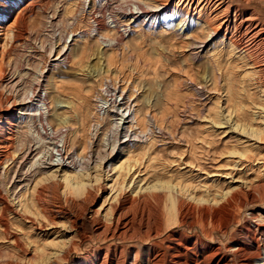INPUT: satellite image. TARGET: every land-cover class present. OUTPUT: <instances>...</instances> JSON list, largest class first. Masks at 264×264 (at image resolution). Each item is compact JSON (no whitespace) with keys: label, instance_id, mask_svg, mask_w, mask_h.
Segmentation results:
<instances>
[{"label":"rangeland","instance_id":"1","mask_svg":"<svg viewBox=\"0 0 264 264\" xmlns=\"http://www.w3.org/2000/svg\"><path fill=\"white\" fill-rule=\"evenodd\" d=\"M134 2L29 0L24 5L23 35L20 40L6 41L3 92L16 108L11 117L14 126L16 119L28 121L29 113L36 115L30 122L28 142L21 148L19 141L26 126L22 123L13 129L9 159L0 165V264H27L51 243L56 246H48L46 254L53 261L58 247L75 236L74 228L90 236L86 220L93 211L103 219L118 195L144 194L157 179L189 186L199 198L231 190L237 199L224 203L227 208L219 220L232 218L231 231L237 236L245 234L244 225L264 227L260 216L264 210V66L255 68L238 51L230 53L226 41L208 34V27L186 16L152 24L143 18L135 20L128 13ZM64 16L70 25L60 28L59 19ZM163 25L170 28L166 33L161 31ZM63 45L68 47L66 51H62ZM214 61L222 67L217 79H213ZM106 85L122 90L125 98L129 95L127 104L146 116L149 132L145 137L127 141L123 132L113 139L107 127L94 130V124L101 122L97 98H113L111 93H103ZM29 87L33 96L24 99ZM150 117L157 118L159 129L150 126ZM41 127L46 133L52 129L57 137L44 134ZM35 132L43 134L50 149L64 136L66 167L49 162L46 147L37 143ZM115 140H126L121 145L125 152L114 171H108V164L116 154L101 163L95 183L97 152L110 154ZM75 155L82 157L80 162ZM63 170L84 174L94 197L91 209L84 197L64 195L59 189ZM51 173L53 182H43L33 190L35 182ZM53 184L56 190L46 189ZM173 194L180 196L176 189ZM22 197L28 199L29 212L18 204ZM56 207L64 213L52 211ZM123 213L148 214L146 208L135 207ZM179 228L175 224L167 231L184 233L185 238L200 233L194 230L191 235ZM261 234L264 236V231ZM223 238L220 231L210 241L233 245ZM92 248L83 243L69 263H57L78 264Z\"/></svg>","mask_w":264,"mask_h":264},{"label":"bare ground","instance_id":"2","mask_svg":"<svg viewBox=\"0 0 264 264\" xmlns=\"http://www.w3.org/2000/svg\"><path fill=\"white\" fill-rule=\"evenodd\" d=\"M28 1L0 0V165L4 160L9 159L7 155L12 148L13 138L11 139V135L13 129H17L22 123L26 126L27 130L24 131L19 141L21 148L22 145L28 142L29 131L31 133L30 122L32 117L36 115L26 113L29 116L28 121L18 118L16 119L15 127L11 118L16 110L15 105L10 103V98L4 95L3 92V82L6 75L4 68L6 41L20 40L21 34L23 35L20 32L25 30L26 22L22 12L27 9V6L24 7V5ZM140 2L141 0H136V2L132 3L133 8L128 9L129 15L135 20L143 18V20L146 19L152 24L155 21H159V19L165 20V18H168L172 20L170 18L178 15L186 16L208 27V34L211 32L213 36H219L222 41H226L230 53L236 50L243 56L242 59H245L255 68H263L264 0H145L144 4ZM39 9L41 10V8ZM68 15L70 16V14ZM68 19L66 16L62 17L61 20L59 19V27H68L70 25ZM169 29L168 25L161 27V31L165 33ZM70 38V41H72L73 36ZM63 46L62 51H66L65 49H68V47ZM9 48L11 47L9 46ZM217 61H214L213 79L218 78V73L222 68H219L220 65ZM107 64L109 67L111 66L110 59L107 60ZM115 83L117 84L116 79ZM102 91L104 94L111 93L113 98L108 100L97 98L96 110L101 122L98 121L94 124V130L107 127V132L111 133L112 138L123 132V136L128 137L127 141H130V137H132L131 141H135L140 135L145 137L149 132L147 127L149 124L147 125L146 116L138 113L136 106L127 104L131 99L130 96L128 95L125 98L123 91L120 90L119 92L114 85L112 87L106 85ZM32 96L33 91L29 87L26 89L24 99H29ZM38 106L37 112H40L41 105ZM156 119L150 117V126L154 129H159ZM139 125L142 128L140 126L139 129ZM40 130L52 137L57 134L50 128H48V133H46L47 131H45L44 127H41ZM251 130L255 132V130ZM35 133L37 143L46 147L42 138L43 134ZM125 141H112L110 154L103 155L104 152H101V150L97 152V161L94 167L96 173L95 183L98 181L97 176L99 175L101 163L112 160L111 154H116L117 158L110 161L108 171L117 169L118 158L122 157L125 152V147H122ZM51 145L52 149L48 146L46 147V153L50 156L49 162H56L55 166H60L59 168L61 169L66 167L67 157L65 154L64 136H60L57 142ZM52 152H55V154L53 155ZM74 157L79 162L82 159L79 155ZM67 164L69 165V163ZM34 165H37V162ZM118 168L120 169L121 167L119 166ZM83 177L84 174H72L67 170H63L59 189H63L64 195L84 197L83 202L91 209L94 197L89 192L88 188L90 186L84 181ZM53 179L54 173L40 178L35 182L33 190L39 184L52 181ZM157 180L151 183L144 194L136 195L134 191V197L118 195L119 197L115 200V204L109 206L103 219H98V212L93 211L92 216L86 220L90 236L79 234L78 230L74 228L75 236L58 247V250L54 253L53 261L46 254L48 246H56V244L51 243L40 249L38 255L27 261V264H58L57 261L69 263L83 243H90L93 248L82 257V261L78 264H264V242L261 243L259 240L264 227H261L260 224L252 227L251 225H244L245 234L237 236L231 231L232 218L222 222L219 220L221 212L227 208L224 203L229 204V198L237 199V196L231 190L225 193L219 192L220 194L216 195L206 193L199 198L194 195L195 193L192 194L189 186L172 180ZM49 188L57 189L54 184L46 187V189ZM114 188L115 186H112L111 191ZM174 189H176V194L179 192L180 198L173 194ZM246 197L249 200L252 199L251 196ZM153 201L154 205H151ZM18 204L24 212H29L28 199L22 197L18 200ZM132 207L146 208L148 214L144 216L142 213L138 215L133 213L131 216H126L123 213L124 209H131ZM52 211L57 214L64 213H62L63 210L60 207H56ZM262 215L264 218V210L260 216ZM75 224V222H72L71 226L75 227ZM175 224L190 231V234L194 230H199L200 233L198 235L191 234V237L187 236L185 238L186 234L184 233L175 234L172 231H167ZM220 231L224 236V241L229 239L233 243L232 246L224 244L222 246L220 239L221 244L210 241V238ZM230 232L232 233L231 236ZM19 260L23 261L24 259Z\"/></svg>","mask_w":264,"mask_h":264}]
</instances>
